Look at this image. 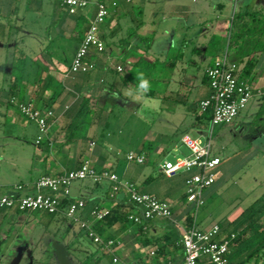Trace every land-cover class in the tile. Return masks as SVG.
I'll list each match as a JSON object with an SVG mask.
<instances>
[{
    "label": "crops",
    "instance_id": "obj_1",
    "mask_svg": "<svg viewBox=\"0 0 264 264\" xmlns=\"http://www.w3.org/2000/svg\"><path fill=\"white\" fill-rule=\"evenodd\" d=\"M97 1L90 0L86 8L71 13L60 0H0V49L6 51L5 59L0 60V188L11 191L17 184H23V190H28L41 175H58L79 167L89 159L98 170H112L120 180L134 183L140 190L168 201L173 216L171 219L155 218L139 224L116 216L109 223L103 220L97 222L96 227L104 231L100 235L115 239L117 244L113 251H109L85 234L91 243H88L89 258L84 264H106L104 256H112V261L117 264H183L184 251L180 244L182 229L198 226L188 211L194 203L187 201L185 204L182 199L186 196L189 173L168 176L159 170V165L164 159L173 160L168 155L178 152L183 135L202 139L209 137L211 122L204 123L198 106L199 100L211 93L205 78L206 69L216 57L220 58L226 52L232 58L240 50L241 44L249 45L247 51L252 48L255 40L260 38L259 32L243 33L238 41L233 36L243 26L249 28L255 25L251 14H258L262 26L264 0H117V6L110 4L111 15L101 25V37L106 49L104 52L93 49L91 53L96 63L95 69L73 73L70 71L72 60L95 15ZM45 6H48L47 9ZM30 12L37 16L29 18ZM43 13L48 17L47 26L45 31H36L34 27ZM236 13L245 15L237 18ZM134 29L135 36L127 39L129 30ZM141 36L147 40L140 39ZM60 38L75 42L73 57L67 63L60 57L56 58V52L48 48ZM225 39H228L227 48L219 51L220 55H215L217 49H211L213 43L216 42L218 47L219 42L221 44ZM230 44L232 49L228 46ZM256 57L257 65L249 80L254 86L253 97L229 123L234 136L246 134L249 129L253 132L249 145L241 151L234 149L233 156L239 158L229 162L232 164L223 165L224 159L219 152L213 151L212 144V153L222 159L217 166V179L213 185L229 177L233 167H238L235 163L253 159L264 152V111H261L264 104V49L258 50ZM18 58H26V67L23 81L16 83L14 64ZM141 58L161 64L160 74L163 77L156 83L153 95L148 93L149 90L142 91L131 79L133 67ZM247 59L248 55H245L239 63L241 72ZM171 63L173 65H169ZM117 66H121L122 70H118ZM48 74L61 82L63 89L56 97H52V91L47 90L45 99L37 104L39 107H51L55 112L50 118L48 136L37 144L36 124L19 117L10 101L14 98V86L15 94H23L24 100L31 101L39 77ZM133 98L136 100L132 101ZM144 98L150 101H146L147 105H144ZM154 98L159 100L158 104L153 102ZM83 99L89 101L86 110H92L89 123L81 112ZM144 107L153 114L155 110L167 109L170 119L175 114L179 115L182 135L179 140L175 138L173 134L176 130L170 127L175 125L169 124L170 120L166 123L168 128L164 129L163 125L158 128L155 123L152 124L138 141L129 139L127 155L130 152L144 154L145 162L138 164L130 161L124 173H119L117 156L121 151L109 136L110 117L114 115L121 120L125 111L136 114ZM115 109L117 112H114ZM82 120L88 127L76 126ZM28 132H33L30 140ZM213 133L212 129L211 142ZM102 137L105 139L102 140ZM91 141L95 144L91 145ZM144 164L151 168L142 167ZM71 197L83 198L88 210L95 205L116 210L122 205L118 199L127 201L126 209L129 212L135 210L134 205H129L131 202L123 190L116 196L112 194L108 180L75 181L71 185ZM263 202L264 194L256 204ZM68 203L69 199L66 198L64 204ZM10 211L13 210L6 212ZM243 212L235 209L222 225L227 230L233 229L231 227L236 225ZM84 215L88 217L87 212ZM57 217H63L66 224L74 226L63 214H57ZM262 220L264 222V218ZM216 222L198 227L208 229ZM172 231L180 237L170 243ZM59 256L62 258L63 255ZM63 264H70L66 256ZM244 264H255V261Z\"/></svg>",
    "mask_w": 264,
    "mask_h": 264
},
{
    "label": "built area",
    "instance_id": "obj_2",
    "mask_svg": "<svg viewBox=\"0 0 264 264\" xmlns=\"http://www.w3.org/2000/svg\"><path fill=\"white\" fill-rule=\"evenodd\" d=\"M132 2L133 0H127ZM71 13L86 8L90 0H60ZM117 6V0H98L96 12L91 20L84 38L82 39L71 63V72H88L95 68L96 63L91 58L92 49L104 52L106 45L101 37V25L110 17L111 6ZM122 70L121 66H117ZM209 76L211 94L200 103V110L208 107L213 110L211 125L229 124L238 114L247 107L254 94V86L240 77V64L232 61L226 52L222 57L215 59L206 69ZM20 112L38 125L36 143L39 144L48 136V120L55 115L53 109L34 106L31 101H20L14 97ZM203 140L189 134L182 136V143L190 153L176 157L175 160L164 159L159 170L168 176L180 172H188L186 179L187 201L197 207L205 201L204 191L212 186L217 179L216 169L221 163L220 156L212 153L211 133ZM95 142L91 141V145ZM127 159L138 164L145 162L144 154L130 152ZM92 179L94 182L110 181L112 194L116 196L122 190L128 200L135 206V210L128 214V219L134 223H142L155 218L171 219L173 211L170 203L157 195L140 190L134 183L120 180L117 173L109 169L98 170L89 159L71 170H65L58 175H41L28 190H23V184L6 193H0V209L20 210L21 212L47 211L52 214H63L72 223L78 224L88 238L103 248L113 251L117 241L104 239L96 230L95 224L103 220L109 213L98 205L87 209L83 198L71 197V185L75 181ZM69 199L67 205L64 200ZM88 213V217L84 214ZM236 233H223L222 226L214 223L208 229L191 225L184 227L181 232L180 244L184 251L183 264H227L229 254ZM117 260V258H115ZM135 264V263H133Z\"/></svg>",
    "mask_w": 264,
    "mask_h": 264
},
{
    "label": "rangeland",
    "instance_id": "obj_3",
    "mask_svg": "<svg viewBox=\"0 0 264 264\" xmlns=\"http://www.w3.org/2000/svg\"><path fill=\"white\" fill-rule=\"evenodd\" d=\"M47 7L45 6L46 9ZM34 15V13L30 12L28 17L32 18ZM47 16H49V14H47ZM39 17L40 20L37 21L36 27L34 28L36 31L43 29V31H45L48 23V17H46L45 13ZM263 38L264 37H260L258 40L264 42ZM227 41L228 39H225L224 42L221 41V44L219 42L218 47L216 42L213 43L211 49H217L215 55H220L219 51L227 48ZM245 45H247V43ZM228 46L232 49L231 44ZM35 47L37 48L40 46ZM48 48H51L56 52L54 54L56 58L59 59L60 57L63 59L62 61H64V63H67L73 57L75 42L71 39L60 38L56 40L55 43L50 44ZM4 51L0 49V60L5 59L4 55L6 51ZM152 86L153 85H151V87ZM134 100L136 99L133 98L132 101ZM147 100L148 99L146 98L143 99V101H145L144 105H147V103L150 102ZM153 102L158 104L159 100L154 98ZM11 105L15 107L14 109L19 117L23 120H28L27 122L32 121L24 116L16 105ZM114 112H117V110L115 109ZM125 113L126 114L123 115L124 117L121 120H118L116 116L112 115L110 117L111 123L108 127V129L110 128L111 130L109 136L112 137H110V139L112 138L115 140L113 143H115L121 151V153L117 156L118 161L120 162V167L118 169L119 173L123 174L126 169V165L130 162L127 159V151L130 145L129 139L134 142L138 141L145 135V133L148 132L149 128L152 127V124L155 123V127L158 126V128H161V125H163L164 129L168 128L166 123L170 120L169 124L175 125L170 126L171 129L174 128L176 130L173 134L175 138L179 140L182 135V128H180L182 120L181 117L175 114L170 119L167 109L155 110V113L153 114L152 111L146 110L144 107L136 114H134L133 111L130 113L129 111H125ZM36 127L38 135L39 129L37 124ZM230 128V124H219L213 128V151L215 150L216 152H219V155L225 162L223 165L228 164L230 161L234 162L239 158L233 156V150L237 149V151H241L243 150V147L248 146V142L250 141L253 133L249 129V132L246 134L234 136L231 133ZM32 135L33 132H28V136L30 137L28 138L29 140L32 139ZM103 138L104 137H102V140ZM205 139L206 138L203 140ZM179 145L178 152H172L173 154L168 155L169 159L175 160L177 156H186L190 153V150L183 143ZM162 159L163 158H161V160ZM232 162L229 164H232ZM234 165L238 166L235 168L233 167L234 173L232 172L229 177H224L211 188L205 189V201L202 205L197 208L194 204L188 208L192 219L194 221L196 220L198 226H208L216 221L224 222L226 218L237 208L244 210L245 212V210L255 205L259 200V197L264 194V152L253 159L244 160L235 163ZM142 167L151 168L148 164H144ZM163 179L166 180V178ZM6 189L0 188V193L8 192L9 190ZM182 199L185 204H187V194ZM6 211L5 209H0V247L6 245L9 250H12L23 244L26 248L32 250L35 258L42 264H63L60 262L61 258H59L58 255L56 256L54 250H52L51 245L53 246V244H58L64 248L65 253L67 254L66 257L70 264H84V262L89 258L88 243H91V240L85 236L83 231L80 233L81 230L78 224L75 223L74 226L71 227L68 223L66 224V220L63 217L58 218L57 214L52 216V214L47 211L19 213L15 212L16 209L10 212ZM81 236H83V238ZM8 252L3 254V256L0 255V260H11L12 256L9 255ZM107 257L108 256H104L106 264H117L112 261V256L109 258ZM20 264L30 263L28 262V259L25 258ZM118 264H121V262Z\"/></svg>",
    "mask_w": 264,
    "mask_h": 264
},
{
    "label": "trees",
    "instance_id": "obj_4",
    "mask_svg": "<svg viewBox=\"0 0 264 264\" xmlns=\"http://www.w3.org/2000/svg\"><path fill=\"white\" fill-rule=\"evenodd\" d=\"M237 18H241L244 15L241 13L235 14ZM253 16L252 21H255V25L252 27L249 26V28L243 26L241 30L235 34L234 38L235 41L239 40V37L243 36L244 34H252L259 32L260 37H264V22H262L263 26L260 27V21H258V14H251ZM257 16V17H256ZM256 17V18H255ZM244 33V34H243ZM136 30H129V35L126 37L127 39L131 38L132 36H135ZM84 38V36H83ZM82 38V39H83ZM142 40H147L145 37H140ZM238 39V40H237ZM259 39V38H258ZM255 40L252 48L247 51L249 48V45L241 44L240 50L235 53L232 58H230L232 61L237 62L238 64L243 61V58L245 55H248V59L245 61L244 67L242 68V72L240 73V77L244 80H250V75L254 71L256 65H257V57L256 52L258 50L264 49V42H261L259 40ZM82 41V40H81ZM249 44V43H248ZM93 50V49H92ZM97 51V50H96ZM247 51V52H246ZM217 59V57L215 58ZM215 59L213 61H215ZM94 61V60H93ZM212 61V63H213ZM95 62V61H94ZM211 63V64H212ZM210 64V65H211ZM160 63L158 61H148L146 58H141L139 61H137V64L133 67L134 71L132 72V80L134 81L135 85L139 87L140 80H139V74L143 72L144 78L149 81V91L148 93L153 95L156 83L163 77L162 74H160ZM173 65V63L169 64ZM26 67V58H18V60L14 64V70L16 71V83H19L23 81L24 79V70ZM95 69V68H94ZM93 70V69H92ZM91 71V70H90ZM89 72V71H88ZM206 80L210 86L209 76L206 72ZM151 85H153L151 87ZM140 88V87H139ZM63 85L61 82L57 81L54 77L51 75L46 76H40L39 77V84L37 86V89L34 93V97L31 99V102L34 106H38L37 104L45 99V92L47 90H51L52 97H56L62 92ZM211 89V87H210ZM14 93V97L18 98L20 101H26L24 100L23 94H15V86L12 89ZM211 94V93H210ZM210 96V95H209ZM208 96V97H209ZM207 97V98H208ZM206 99V98H204ZM51 101V99H48ZM203 99L199 100V108L200 103ZM48 101V103H50ZM47 102V101H46ZM88 100L83 99L82 101V109L81 112L84 113L85 121L88 122L89 118L91 116L92 110H86V107L88 106ZM11 104L16 105L15 103L11 102ZM17 106V105H16ZM51 108V107H48ZM52 109V108H51ZM20 111V110H19ZM261 111H264V104L261 107ZM212 113L213 110L211 107H208L206 110L201 111L202 119L204 120V123L207 124L208 122H211L212 119ZM84 120H82L80 123H77V127L82 128L84 126L88 127V124L83 123ZM50 123V119L48 120V124ZM89 123V122H88ZM109 125V122L107 123ZM44 140V139H43ZM42 140V141H43ZM41 141V142H42ZM146 157V156H145ZM120 207L115 209H110L108 215L103 219V221H113L116 216V218H119L121 220L129 221L128 214L130 213L128 208L127 201L125 199L120 200ZM126 201V202H125ZM129 205H133L132 203ZM18 213L21 212L20 210H16ZM52 214V213H50ZM55 214H52V216ZM264 202L261 204H256L245 210L244 214L240 219L237 220L236 225L231 230H227L226 227L223 224V222H219V224L222 226L223 233L226 235H229L231 232L236 233V238L234 239L233 245L231 247V252L229 254V262L233 261H239L238 264H244L245 262L255 261V264H264ZM102 221V220H101ZM100 222V221H99ZM224 226V227H223ZM95 228L98 231L99 234L103 235L104 231L98 227ZM173 236L171 237V242H174L176 239H179V234L175 231H172ZM172 235V234H170ZM104 238V237H103ZM107 239V238H104Z\"/></svg>",
    "mask_w": 264,
    "mask_h": 264
},
{
    "label": "flooded vegetation",
    "instance_id": "obj_5",
    "mask_svg": "<svg viewBox=\"0 0 264 264\" xmlns=\"http://www.w3.org/2000/svg\"><path fill=\"white\" fill-rule=\"evenodd\" d=\"M51 247H52V250H54L56 256L57 255L59 256V254L63 255L62 259L65 261V256L67 254L65 253L64 248H62V246H60L58 244H53V246L51 245ZM7 252H8L9 255L12 256V257L9 256V257H11V260L10 259L8 261L0 260V264H20L21 261L23 259H25V258L28 259V262L30 264H42L35 258V256L33 255L32 250L29 249V248H26L25 245H23V244H21L18 247H15L12 250H9L6 247V245L0 247V255L3 256V254H5ZM59 258H60V256H59Z\"/></svg>",
    "mask_w": 264,
    "mask_h": 264
},
{
    "label": "clouds",
    "instance_id": "obj_6",
    "mask_svg": "<svg viewBox=\"0 0 264 264\" xmlns=\"http://www.w3.org/2000/svg\"><path fill=\"white\" fill-rule=\"evenodd\" d=\"M139 80H140V85H139V87H140V89L142 90V91H148V89H149V81L147 80V79H145L144 78V74H143V72H141L140 74H139Z\"/></svg>",
    "mask_w": 264,
    "mask_h": 264
},
{
    "label": "water",
    "instance_id": "obj_7",
    "mask_svg": "<svg viewBox=\"0 0 264 264\" xmlns=\"http://www.w3.org/2000/svg\"><path fill=\"white\" fill-rule=\"evenodd\" d=\"M60 262H61V263H64V260L61 258V259H60Z\"/></svg>",
    "mask_w": 264,
    "mask_h": 264
}]
</instances>
